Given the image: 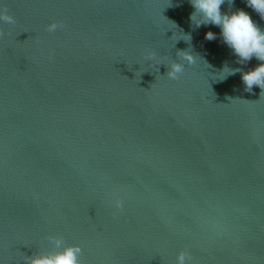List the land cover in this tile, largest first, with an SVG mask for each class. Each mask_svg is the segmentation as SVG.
<instances>
[{
    "label": "water",
    "instance_id": "1",
    "mask_svg": "<svg viewBox=\"0 0 264 264\" xmlns=\"http://www.w3.org/2000/svg\"><path fill=\"white\" fill-rule=\"evenodd\" d=\"M4 5L0 264L57 250L52 236L79 244L81 264H177L181 251L264 264V95L242 82L261 61L238 63L220 27H195L190 0ZM238 10L264 30L246 0L221 6Z\"/></svg>",
    "mask_w": 264,
    "mask_h": 264
},
{
    "label": "clouds",
    "instance_id": "2",
    "mask_svg": "<svg viewBox=\"0 0 264 264\" xmlns=\"http://www.w3.org/2000/svg\"><path fill=\"white\" fill-rule=\"evenodd\" d=\"M190 3L194 8L193 13L190 15L192 24L197 28L201 25L220 27L222 40L238 57V63H247L253 57L261 61L253 70L242 73V82L246 86L245 91L252 92L253 86H258L262 90L260 95H264V30H261L249 13L244 10H238L231 14L222 13L221 6L225 3V0H190ZM232 3L233 0H228L229 5ZM246 3L264 19V0H246ZM0 21L10 25L16 24L15 17L9 14L6 5L0 11ZM61 27H63L61 23L52 22L48 25L47 31L54 32ZM4 36V31L0 29V38ZM186 36L188 40L185 41L191 40L190 35ZM205 38L209 41L215 40L216 34L209 31L206 33ZM177 56L181 61H186L188 64L196 62V55L187 50H178ZM145 59L155 60L156 53L153 51L147 52ZM157 64H160V62L157 61ZM167 66L166 75L172 80H178L185 70V65L181 62L173 61ZM224 71H227L228 75H235L237 72H241L242 69H231L225 66L222 72ZM115 207L122 210L124 207L123 200L117 199ZM49 240L57 250L27 257V264H81L80 256L83 249L79 244L65 245L64 239L57 236L49 237ZM191 259V254L188 251H181L177 256V264H188Z\"/></svg>",
    "mask_w": 264,
    "mask_h": 264
}]
</instances>
